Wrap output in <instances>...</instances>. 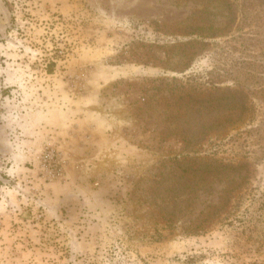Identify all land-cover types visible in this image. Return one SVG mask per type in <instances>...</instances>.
<instances>
[{
  "label": "rangeland",
  "instance_id": "rangeland-1",
  "mask_svg": "<svg viewBox=\"0 0 264 264\" xmlns=\"http://www.w3.org/2000/svg\"><path fill=\"white\" fill-rule=\"evenodd\" d=\"M0 264H264V0H0Z\"/></svg>",
  "mask_w": 264,
  "mask_h": 264
},
{
  "label": "trees",
  "instance_id": "trees-1",
  "mask_svg": "<svg viewBox=\"0 0 264 264\" xmlns=\"http://www.w3.org/2000/svg\"><path fill=\"white\" fill-rule=\"evenodd\" d=\"M186 171V170H185Z\"/></svg>",
  "mask_w": 264,
  "mask_h": 264
}]
</instances>
